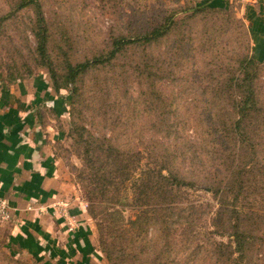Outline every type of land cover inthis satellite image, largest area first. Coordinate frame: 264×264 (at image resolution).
<instances>
[{"label": "rangeland", "instance_id": "374dc122", "mask_svg": "<svg viewBox=\"0 0 264 264\" xmlns=\"http://www.w3.org/2000/svg\"><path fill=\"white\" fill-rule=\"evenodd\" d=\"M34 1L0 0V75L40 78L55 92L50 68L58 74L68 98L58 173L84 204L103 263L264 264V62L240 63L252 53L240 1L220 11L184 0ZM36 11L47 57L36 49ZM156 27L166 28L159 39L136 40ZM100 56L65 84L66 62ZM248 94L259 107L236 126ZM169 171L176 182L165 200L153 190L138 198L142 179ZM115 209L120 216L109 215ZM145 214L142 237L131 229L117 238L123 260L108 255L111 227ZM8 221L0 220V264H42L10 245ZM236 224L251 236L247 258L231 243Z\"/></svg>", "mask_w": 264, "mask_h": 264}, {"label": "crops", "instance_id": "0c3cea01", "mask_svg": "<svg viewBox=\"0 0 264 264\" xmlns=\"http://www.w3.org/2000/svg\"><path fill=\"white\" fill-rule=\"evenodd\" d=\"M184 1L225 9L233 2ZM238 1L252 53L264 61V0ZM54 91L40 78L9 82L0 75V197L11 214L8 241L42 264H104L84 204L58 173L55 147L68 98Z\"/></svg>", "mask_w": 264, "mask_h": 264}, {"label": "trees", "instance_id": "16d2710c", "mask_svg": "<svg viewBox=\"0 0 264 264\" xmlns=\"http://www.w3.org/2000/svg\"><path fill=\"white\" fill-rule=\"evenodd\" d=\"M35 2L34 0H22L21 4L19 5L20 7H24L29 5L30 3ZM36 5H38L35 2ZM200 7H207L210 9H218V11L225 9L224 7H218V6H212L210 4H206L204 3L203 5H199ZM37 17H36V25L34 28V35H35V43H36V49L39 51L40 55L43 57H47L46 54V45L48 42V29L47 26L44 25V19L41 17V15L38 13V11H36ZM166 28L164 30H160L158 27H156L155 29H153L152 31H150L149 33L142 35L140 37H138L136 40H142L148 43H151L157 39H159L161 36L164 35ZM128 41V40H127ZM124 42V41H123ZM120 40H117L116 42H114V49L110 50L108 53V57L107 58H111L113 56H115V54L118 51V47L120 45ZM121 47H119L120 49ZM106 57L100 56V57H94L91 59H87L83 62H77L75 64H72L70 62H66L65 65V70H64V79H65V84H71L75 81L76 77L81 74L83 71L87 70L88 68H90L93 65L102 63L106 60ZM263 59H259L256 55H254L253 53L250 54L249 56H245L243 59L240 60V63L243 65H250V64H261L263 63ZM11 77L9 78L10 81L12 82L14 80L13 75H10ZM248 77V75H246ZM50 77L52 79L53 82V88L55 90H59L60 88H62V84H59L58 82V74L56 73L55 69L50 68ZM244 79V78H243ZM251 93V92H250ZM254 94H248V95H244L241 96V104H239V107H237V111H238V119H236V126H239L242 122L243 119H245L249 113H251L252 111H257V108L259 107V104H257V99L256 96H252ZM193 152H195L194 149H192ZM121 164V162H120ZM103 167V166H102ZM102 167L98 168V169H102ZM165 168V167H161V170ZM128 169V165H124L122 167L123 173H121V175H125L126 171ZM110 173H108V176ZM175 173L173 171H169L168 176H165L163 174H158V172H155V178L156 181L154 180L153 182H151L149 179H142L140 181V184L138 185L139 188V193L138 195L140 197L138 198H147L148 197V192L149 190H153L155 191L158 196L160 198H162L163 200H165L166 198V193L170 192V187L175 184L176 179H175ZM154 177V175H153ZM171 177V179H169ZM98 180L102 179L101 176H99V178H97ZM103 180V179H102ZM93 198L95 197H89L88 196V201L91 204V202L93 201ZM143 211V210H142ZM143 213H146L143 211ZM90 214L94 217H97V212L95 209H90ZM98 214H101L100 212ZM109 215H117L120 216V212L118 210H114L112 213H110ZM139 217H142V220H140L139 222ZM119 221V222H118ZM116 225L111 227V232L110 235H112L111 239H112V244L110 245V248H105V251L108 255L114 254L115 256H117L118 258H120V260H123L124 256V252L122 251L124 248L123 247H119V241H117L118 237H121L122 233H128L129 231L136 230V237H138V231H139V237H142L140 235L144 234V232L146 233V229L145 226L147 224H149L150 219L147 217V214L145 215H138L136 216V218L134 220H130L129 225L127 226H122L120 225V220H118ZM157 221H153L154 224H156ZM145 223V224H144ZM102 222H98V227L100 228V230L102 229L101 227ZM144 224V226H143ZM224 227V225H223ZM232 227V225H231ZM240 225L236 224L231 228V233L229 234V236L231 237V243H233L235 245V250L238 251V255L237 257L239 258H244L248 256L249 252H250V248L252 246V240H251V236L249 239L248 235L243 234L240 229H239ZM249 234V233H247ZM135 235V234H134ZM114 236V237H113ZM228 244L225 245V247H231L232 244Z\"/></svg>", "mask_w": 264, "mask_h": 264}, {"label": "built area", "instance_id": "2783aa9c", "mask_svg": "<svg viewBox=\"0 0 264 264\" xmlns=\"http://www.w3.org/2000/svg\"><path fill=\"white\" fill-rule=\"evenodd\" d=\"M11 218L8 201L0 197V220L8 221Z\"/></svg>", "mask_w": 264, "mask_h": 264}]
</instances>
